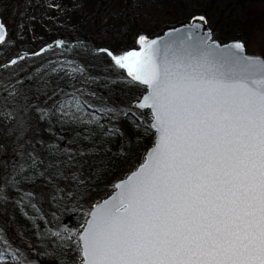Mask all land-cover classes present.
Wrapping results in <instances>:
<instances>
[{"label":"snow or ice","instance_id":"1","mask_svg":"<svg viewBox=\"0 0 264 264\" xmlns=\"http://www.w3.org/2000/svg\"><path fill=\"white\" fill-rule=\"evenodd\" d=\"M206 23L205 15H194L180 28H169L168 39L141 32L139 47L90 49L109 59L104 72L116 70L115 79L107 76L109 84L145 87L126 105L98 107L80 90L69 93L53 86L45 74L29 87L9 85L3 101L12 107L4 116L15 123L5 135L14 137V155L0 168V193L45 181L55 201L65 192L61 181L85 183L80 179L84 157L110 150L106 137L124 135L121 119L134 120L132 126L146 132L155 130L144 162L113 185L118 192L92 204L81 232L61 223L47 233L75 242L81 264H264V55L247 54L240 39L219 42L211 29L204 31ZM5 30L0 22V41H5ZM53 44L70 47L62 39ZM139 108L151 109L150 122L137 115ZM32 112L47 125L50 139L39 129L29 136ZM69 127L71 135H63ZM0 149L6 152L7 145ZM24 195L31 201L36 193ZM66 195L71 198L73 191ZM77 212L83 215L84 209L75 203L64 210L65 215ZM5 244L13 261L31 264L23 253L17 255L19 249Z\"/></svg>","mask_w":264,"mask_h":264},{"label":"trees","instance_id":"2","mask_svg":"<svg viewBox=\"0 0 264 264\" xmlns=\"http://www.w3.org/2000/svg\"><path fill=\"white\" fill-rule=\"evenodd\" d=\"M217 1L127 0L129 10L123 20L112 19L93 32L86 30L85 25H82L71 29L52 30L22 45L14 42L10 51L0 56V88L4 89L0 91V118H3L0 126L3 125L4 131H6L15 123V120H7L4 116L5 111L12 107L10 104L5 105L3 101V97L11 91L9 85L29 87L36 84L42 74H45V78L53 86L58 85L65 92L71 93L74 90H80L84 99L98 107L104 103L117 106L128 104L132 99L142 94L143 88L135 83L123 81L109 84L107 76H112L115 79L116 70L104 72L106 64L110 62L109 59L106 56L93 55L90 49L95 46L135 48L137 47L136 36L139 33L142 32L151 37L158 34L163 27L190 20L194 15H205L210 25L211 7ZM240 3L246 10L245 15L240 18L236 27L229 34L232 37L231 40L240 39L246 46L254 26L260 23L264 25V0H240ZM102 11L97 6L87 18L88 21L98 20ZM0 19L2 22L5 19L1 8ZM217 27L218 24L215 28L218 29ZM218 34L219 30H216L214 38H217ZM128 38L130 39L128 40ZM56 39L67 41L70 47L54 45L53 41ZM75 41H81L87 47L80 49L76 46ZM49 44H53V47H46ZM41 48H45L43 53L37 56L32 55V53H38ZM18 56L22 59L16 60ZM10 60H16V63L11 64ZM63 64L83 66V76L72 79L61 67L56 72L51 71L52 67ZM97 76L101 78L92 79ZM18 81L19 84H17ZM93 92L96 93L95 97L90 95ZM137 115H142L145 122H150L147 110H139ZM30 122L33 130L29 136L34 137L39 129L45 139L51 138L49 133L44 131L47 125L37 122L35 112L31 113ZM134 123V120L130 123L127 119H121L118 126L124 135L106 137L105 144L110 150L84 157L86 163L80 179L85 183L78 185L72 180L61 181L60 185L65 189V192L58 194L57 200L54 201L51 198L53 195L52 186L45 181H37L35 184L26 182L21 185L22 191L9 186L3 193H0V254L5 257L0 260V264H19V262L13 261L5 241L12 248L19 249L17 255L23 253V258L31 261V264H76L79 262L80 251L75 242L59 240L47 233L50 229L58 230L57 226L63 223L75 228L78 234L92 204L109 195L114 190V183L142 161L146 150L153 142L154 132H146L144 127L137 129L132 126ZM72 131L73 129L69 127L62 134L70 136ZM4 136L5 144L9 150V154L6 155L7 160L14 155L12 152L14 137L5 134ZM125 141H130V143H125ZM122 145L123 152H121ZM36 147L37 150H41L40 145H36ZM100 147L103 148L104 145L102 144ZM68 190L73 191L71 198L66 195ZM32 191L36 195L30 201V198L24 193ZM5 195L8 197L6 201L3 199ZM60 196H63L64 199L61 200ZM74 203L83 207V215L79 212L73 215L64 214V210L72 207ZM31 204H35L40 212L38 213ZM53 213H56L55 218Z\"/></svg>","mask_w":264,"mask_h":264},{"label":"rangeland","instance_id":"3","mask_svg":"<svg viewBox=\"0 0 264 264\" xmlns=\"http://www.w3.org/2000/svg\"><path fill=\"white\" fill-rule=\"evenodd\" d=\"M102 1V2H101ZM0 0V8L5 14L3 23L6 25L7 38L0 45V56L10 51L14 42L24 44L41 37L44 33L56 29H71L81 27L91 32L108 23L112 19L123 20L128 12L127 0ZM103 11L98 20L88 21V17L96 7ZM210 23L219 30V42L230 41V32L236 27L240 18L245 15V8L240 0H218L212 4ZM208 23V22H207ZM218 24V29L215 28ZM130 38H128L129 40ZM246 51L251 55H264V25L254 26L247 40ZM80 67L73 64H63L61 68L72 79L81 78L83 71H74ZM3 118H0V122ZM5 127L0 126V143L5 144ZM5 152L0 149V167L6 160ZM145 155V154H144ZM80 251V249H79ZM81 256L79 258V261Z\"/></svg>","mask_w":264,"mask_h":264},{"label":"water","instance_id":"4","mask_svg":"<svg viewBox=\"0 0 264 264\" xmlns=\"http://www.w3.org/2000/svg\"><path fill=\"white\" fill-rule=\"evenodd\" d=\"M189 21H190V20L182 21V22H180V23H178V24H176V25H173V26H166V27L162 28V30H161L158 34H156V35H154V36H152V37H150V38H154V37H156V36H162V37H164L165 39H168V37L165 36V33L168 32V29H169V28H180L181 25H183V24H187ZM0 22H1V20H0ZM208 29H211L212 32H213V35H214V29L206 23V26H205V28H204V31H207ZM6 34H7V30H5V37H6ZM2 42H3V41H0V44H1ZM229 42H231V41H227V42H224V43H229ZM138 47H139V46H138ZM247 54H248V53H247ZM249 55H251V54H249ZM125 74H126V71H125ZM141 86H143V85H141ZM143 88H144V90H143V92H144V91H145V87L143 86ZM142 94H143V93H142ZM142 94H141V95H142ZM139 110H148V111H149V115H150L151 120H152V113H151V109H150V108H139ZM151 120H150V121H151ZM152 131L155 133V130H152ZM154 140H155V135H154L153 143H154ZM153 143H152V144H153ZM151 146H152V145H151ZM151 146H150V147H151ZM150 147H149V148H150ZM149 148H148V149H149ZM148 149H147V150H148ZM146 154H147V151H146V153H145V155H144L143 160H142V161H141V162H140V163H139L134 169H132L131 171H129V172H128L123 178L117 180V181L115 182V184H117L120 180L126 178L128 175L131 174V172H133L134 170H136V169L138 168V166H139L142 162H144V160L146 159ZM115 184H114V185H115ZM118 191H119V189L114 187V190H113L109 195H107L106 197H104L103 199L99 200V201L96 202V203H99V202L103 201L104 199H107L108 197L114 195V194H115L116 192H118ZM90 209H91V208H90ZM90 209H89V210H90ZM86 217H87V216H86ZM85 219H86V218H85ZM83 225H84V224H83ZM82 230H83V226H82V228L80 229L79 232H81ZM79 232H78V233H79ZM79 248H80V247H79ZM80 256H81L80 262L77 263V264H81V261H82L81 249H80Z\"/></svg>","mask_w":264,"mask_h":264},{"label":"bare ground","instance_id":"5","mask_svg":"<svg viewBox=\"0 0 264 264\" xmlns=\"http://www.w3.org/2000/svg\"><path fill=\"white\" fill-rule=\"evenodd\" d=\"M164 28V27H163ZM137 47H138V45H137ZM125 73V72H124ZM126 75V74H125ZM141 86V85H140ZM142 88H143V86H141Z\"/></svg>","mask_w":264,"mask_h":264}]
</instances>
